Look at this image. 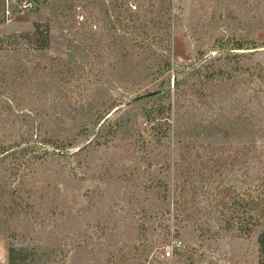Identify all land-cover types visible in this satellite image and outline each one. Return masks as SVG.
<instances>
[{
    "label": "rangeland",
    "instance_id": "374dc122",
    "mask_svg": "<svg viewBox=\"0 0 264 264\" xmlns=\"http://www.w3.org/2000/svg\"><path fill=\"white\" fill-rule=\"evenodd\" d=\"M7 3L0 264H259L264 221L206 193L202 235L176 200L183 143L237 147L217 178L264 197V0Z\"/></svg>",
    "mask_w": 264,
    "mask_h": 264
},
{
    "label": "trees",
    "instance_id": "16d2710c",
    "mask_svg": "<svg viewBox=\"0 0 264 264\" xmlns=\"http://www.w3.org/2000/svg\"><path fill=\"white\" fill-rule=\"evenodd\" d=\"M7 1L0 0V23H4L8 19ZM20 35H41V38L43 37L44 39V44L41 47L49 45V29H43L40 22L34 23L33 32L21 33ZM14 36L16 34L2 36L0 44L4 43L7 38ZM237 48H252V46L238 44ZM238 150L237 147L234 149L233 146L228 144L217 146L213 144L196 145L183 143L181 146L180 160L177 163V187H179L176 200L177 209L183 215L181 218L192 221L200 227L202 235H206L204 225H211L208 218L207 221L201 222V215L206 212H203L205 207H203L199 197L206 195V193H208L209 197L213 196L212 199H214L215 203L212 206L217 205L221 208L219 212L225 216L224 222L232 224L235 221L244 219L241 222L242 226L238 229H243L246 233L253 229L257 220L264 221V197L260 196L262 195L261 193L255 198L248 200L235 187L227 186L226 182L217 178L218 173L230 171L236 165L241 164ZM215 181H218V184L213 186ZM249 209H255L257 216L249 214V217H245V214L249 213L246 210ZM211 210L209 209V212ZM259 245L261 253L259 264H264V230L259 234ZM14 251L12 249L10 253L12 263L17 258L13 255Z\"/></svg>",
    "mask_w": 264,
    "mask_h": 264
},
{
    "label": "built area",
    "instance_id": "2783aa9c",
    "mask_svg": "<svg viewBox=\"0 0 264 264\" xmlns=\"http://www.w3.org/2000/svg\"><path fill=\"white\" fill-rule=\"evenodd\" d=\"M131 6L134 8V9H136L137 8V5L136 4H132L131 3ZM80 19H82V17L80 18ZM2 236L0 235V245L2 244Z\"/></svg>",
    "mask_w": 264,
    "mask_h": 264
}]
</instances>
